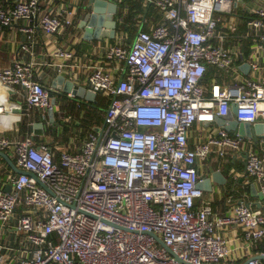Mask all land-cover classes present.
I'll return each mask as SVG.
<instances>
[{
  "label": "built area",
  "instance_id": "2783aa9c",
  "mask_svg": "<svg viewBox=\"0 0 264 264\" xmlns=\"http://www.w3.org/2000/svg\"><path fill=\"white\" fill-rule=\"evenodd\" d=\"M51 1L0 6V31L23 21V51L37 28L62 37L75 12ZM106 1L124 18L141 1L132 42L126 30L115 34L104 64L83 65L66 43L49 52L58 73L77 80L83 69L92 91L108 97L102 128L76 152L0 135V151L11 150L25 172L8 173L9 191L0 187V249L11 220L23 235L19 257L7 263L0 253V264H264V251L255 252L264 244V130L241 135L216 122L232 113L264 124V0ZM151 8L161 16L152 26ZM36 65L0 68V83L54 112L59 91L40 82ZM219 157L243 164L228 173L242 187L258 184L261 207L244 192L238 199L214 183L208 193L197 187L222 172L213 167Z\"/></svg>",
  "mask_w": 264,
  "mask_h": 264
},
{
  "label": "crops",
  "instance_id": "0c3cea01",
  "mask_svg": "<svg viewBox=\"0 0 264 264\" xmlns=\"http://www.w3.org/2000/svg\"><path fill=\"white\" fill-rule=\"evenodd\" d=\"M18 1L20 0H0V6L4 8L13 7ZM62 1L75 12L73 17L74 24L66 29L62 37L60 35L50 37L40 28H37L33 33V42L29 51H23L22 45L25 36L19 30V26L24 22L19 21L10 27H3L0 31V68L11 66L18 60L33 59L37 63L36 68L40 82L45 86L53 87L56 77L62 73H58L55 68L49 65V52L54 47L65 43L70 45L78 58L77 60L83 65L86 66V64H92L95 61H100L102 64L105 63L103 58L104 47L107 43L112 42L113 38L103 37L102 40H82L83 31L77 27L80 20L84 18V15L90 11L88 10V0H52L50 4L55 5ZM130 4L129 18L122 17V9L119 8V12L117 11L114 15V19L117 23L115 34L123 33L122 30H126L129 34V41L132 42L140 28L135 23L136 14H145V9L141 1H133ZM45 5H49L47 1ZM239 13L241 14L240 11ZM148 18L151 26L161 21V16L155 8L149 10ZM30 23H34V20L31 19ZM77 48H80L82 52L77 51ZM75 71L78 72L76 76H78L77 80L79 83L83 86L87 85L84 70L75 69ZM53 88L57 89L59 94L56 95L55 99L54 122L50 123L48 113L44 114L40 110L27 105L25 100L26 91L23 87L15 86L8 88L0 83V135L12 139H25L28 136H32L36 144L50 142L64 150L76 152L90 132H97L102 128L104 125V110L108 103V97L103 94L100 97L98 93H95L92 100H77L72 95H62L61 89L58 87ZM73 102H75V105H72ZM41 120H44L46 125L44 133L38 135L34 133V124ZM2 152L16 165L11 150ZM54 159L56 162H59V151L56 152ZM225 165H227V169L231 165L236 166L238 170H243L244 167L241 162L233 161L232 159L228 160ZM213 167L215 168L214 164ZM219 167L221 166L219 165ZM8 173L17 172L0 156V187L3 186L4 189L7 186L6 178ZM222 173L224 176L226 175L227 184H217L214 182L221 190L222 195H231L239 199L241 197L240 194L244 192L245 199L252 207L257 208L262 206L259 186L255 181L251 180L250 184L242 187L235 181L233 175H230L228 172L227 174ZM205 192L208 193L209 191ZM220 203L221 201H219V195L217 194L215 195L214 206L219 207ZM15 229V220L13 219L6 226L2 236V245L4 247L0 249V253L9 254L7 263L14 262L19 257V251L23 248L21 244L23 235L16 232ZM257 251H264V244H258L255 249V252Z\"/></svg>",
  "mask_w": 264,
  "mask_h": 264
},
{
  "label": "water",
  "instance_id": "95a60500",
  "mask_svg": "<svg viewBox=\"0 0 264 264\" xmlns=\"http://www.w3.org/2000/svg\"><path fill=\"white\" fill-rule=\"evenodd\" d=\"M88 10L84 15V18L80 20L79 29L83 31L82 40H93V39H103V37L113 38L116 29V20L114 19V14L117 12V7L114 3L108 2L106 0H88ZM77 51L82 52L80 48H77ZM243 71L247 72L248 65H242ZM53 87H58L61 89V94L68 96L72 95L77 100L85 99L92 100L95 96V92L87 84L85 86L81 85L78 80H73L68 78L64 74H60L56 77ZM52 87V88H53ZM50 96H53V93H50ZM236 111V106H232V112ZM50 123L54 122V112L52 110L48 111ZM232 113H229L226 117H217L216 122L218 125H224V127L231 131H238L241 135L247 134L250 135L251 130L260 132L264 130V124H256L251 126L248 123H238L235 120H232ZM226 119L228 123L226 124ZM46 122L44 120L38 121L34 124V133L42 135L44 133ZM253 140L256 141L257 138L253 135ZM0 156L3 157L11 167L18 173H25L20 168H17L16 165L9 159V157L2 151H0ZM33 176L32 174H30ZM35 177V176H34ZM38 181V180H37ZM40 183V181H38ZM225 184L226 178L220 170H215L211 173L210 176H206L201 182L197 184V187L204 191H211L212 183ZM42 185V183H40ZM11 186L8 184L5 187L6 191H9ZM264 258V256H260Z\"/></svg>",
  "mask_w": 264,
  "mask_h": 264
},
{
  "label": "rangeland",
  "instance_id": "374dc122",
  "mask_svg": "<svg viewBox=\"0 0 264 264\" xmlns=\"http://www.w3.org/2000/svg\"><path fill=\"white\" fill-rule=\"evenodd\" d=\"M98 94L100 95V97L102 96V94H100V93H98ZM72 105H75V102H73ZM100 107H102V106H100ZM195 127H197V126L195 125ZM225 163H227V162H225V160H224L223 158L219 157V158H218V162L215 163L214 166H215V168H218V166L220 165L221 167H223V168H222V172H224L225 174H227L228 169H227V165H225ZM221 167H220V168H221ZM225 176H226V175H225ZM226 184H227V183H226ZM224 185H225V184H224Z\"/></svg>",
  "mask_w": 264,
  "mask_h": 264
}]
</instances>
